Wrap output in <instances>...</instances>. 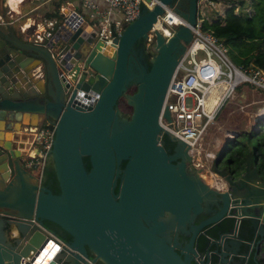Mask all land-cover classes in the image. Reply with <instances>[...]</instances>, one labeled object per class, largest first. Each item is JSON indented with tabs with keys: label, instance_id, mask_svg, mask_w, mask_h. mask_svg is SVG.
<instances>
[{
	"label": "water",
	"instance_id": "1",
	"mask_svg": "<svg viewBox=\"0 0 264 264\" xmlns=\"http://www.w3.org/2000/svg\"><path fill=\"white\" fill-rule=\"evenodd\" d=\"M158 1L137 4L117 38L110 25V45L90 23L74 27L73 20L43 45L15 32L0 0V264H259L264 172L257 158L248 151L242 166L230 156L219 166L220 148L206 172L218 178L213 187L183 159L174 162L158 138L184 42L200 41L190 31L197 0ZM163 4H175L186 24L165 18L173 33L157 26L146 59L147 31ZM129 83L136 84L132 109L121 118L117 99ZM42 124L54 125L46 154L54 174L45 171L44 183L22 164L23 155L44 149L25 131Z\"/></svg>",
	"mask_w": 264,
	"mask_h": 264
},
{
	"label": "built area",
	"instance_id": "2",
	"mask_svg": "<svg viewBox=\"0 0 264 264\" xmlns=\"http://www.w3.org/2000/svg\"><path fill=\"white\" fill-rule=\"evenodd\" d=\"M16 1H10L12 3L10 4L8 0H3L6 13L10 12ZM103 1L107 5L106 8H99L95 0H80V6L84 12L71 4L69 7H59L58 17L51 18L39 14L22 28L24 39L45 45L43 37L50 35L52 39L56 30H62V27L66 29L68 20H73L74 27L90 23L95 31V37L103 44L110 45L113 34L117 38L124 24L133 20L138 14L137 4L151 7L146 0ZM148 1L153 4L159 2L158 0ZM200 1L197 0L194 23L190 27L191 34H195V40L200 41L192 46L184 43L182 57L176 63L162 101L161 112L165 106L169 113V120L161 114L158 138L160 139L163 133H167L181 140L191 156V163L202 175V173L206 174L210 160L214 156L211 148H202L199 142L206 127L213 122L223 104L233 97L236 87L241 82H247L251 89L259 90L264 94V69L251 61L242 65L231 61L226 54L227 48L224 43L210 29L202 27V20L205 18L201 16ZM207 2L211 1L207 0ZM161 6L162 14L156 16L147 31L145 46L148 50L152 49L154 39L152 32L157 30V26L169 36L173 33L174 29L165 18H172L179 24H186L185 19L173 9V4ZM110 12H118L120 15L109 16ZM31 25L34 26L31 28ZM110 25L114 31L113 34ZM61 54L62 52H58L56 56ZM260 102L254 117L264 122V96L261 97ZM53 129L54 125L45 124L29 126L25 129L30 135L26 140L44 145V149L38 148L37 151L35 147L33 159H25L24 155L22 159L23 166L39 178L47 161L46 154L50 148ZM235 133L231 129L227 130L226 138L229 139ZM218 186L222 187L221 181ZM40 226L53 238L54 242L56 240L59 244H64L58 236L44 226Z\"/></svg>",
	"mask_w": 264,
	"mask_h": 264
},
{
	"label": "rangeland",
	"instance_id": "3",
	"mask_svg": "<svg viewBox=\"0 0 264 264\" xmlns=\"http://www.w3.org/2000/svg\"><path fill=\"white\" fill-rule=\"evenodd\" d=\"M210 1L211 2H207V0L200 1V5L202 6L200 9V12L202 13L201 16L204 17L206 21L215 18L216 16H222L225 7L232 4L230 2L225 3L218 0ZM255 2V0H244L243 5L239 6L237 10L235 8V10H240L244 13H253ZM232 53L236 55L239 60L246 57L240 55L237 50H233ZM226 54L232 59L230 52L226 51ZM135 89V83L127 84L122 94L117 99L116 106L120 112L121 118L129 117L132 109L129 96L135 91ZM263 96L264 94L261 91L251 89L247 82H241L236 87L233 97L223 104L213 122L206 127L199 142L202 148H211L214 152L222 148V150L225 151L222 160L218 163L219 166L226 165L230 153L234 152L239 145H242L244 149L246 148V152L251 151L252 157H254L252 150L257 143V138L260 137V130L264 128V122L259 118L255 119L254 115L261 104L260 99ZM228 129L236 132L229 139L226 138V131ZM216 138L218 140H216ZM212 143H214V146H211ZM182 148L185 149L186 154H188L189 157V159L185 158L188 171L191 173L197 172V167L191 163V156L187 152L185 146H182ZM201 176L207 184H212V176L208 174H202ZM172 233L173 231L170 235H172Z\"/></svg>",
	"mask_w": 264,
	"mask_h": 264
},
{
	"label": "trees",
	"instance_id": "4",
	"mask_svg": "<svg viewBox=\"0 0 264 264\" xmlns=\"http://www.w3.org/2000/svg\"><path fill=\"white\" fill-rule=\"evenodd\" d=\"M222 2L232 3L230 6L225 7L222 16H216L206 21L202 20V27L210 29L215 36H217L226 46L227 51L231 54V61L235 64L242 65L251 61L254 65L264 69V0H255L253 13H244L240 10L236 11L239 6H242L244 0H218ZM236 8V10H235ZM147 49V48H146ZM233 50H237L240 55L246 56L244 59L234 55ZM146 59L149 56V51L145 52ZM260 137L257 138V143L253 148L254 157L257 158L260 169L264 171V128L260 130ZM163 146L174 144L173 140H170L167 134L163 133L160 136ZM246 148L239 145L230 156V161L234 166H242L244 162V155ZM123 161L120 163L122 166ZM45 171L54 174L51 162L46 161L43 170V183ZM114 190L116 188L114 187ZM206 214L201 213L197 215V220L203 218ZM231 224L225 222L221 224V228H228ZM214 231V230H213ZM213 231L210 230V233ZM56 236L57 233L53 232ZM59 237V236H58ZM60 238V237H59ZM203 245V238H199L198 247ZM248 263L251 260L248 259ZM97 264H104L100 261ZM260 264V263H259Z\"/></svg>",
	"mask_w": 264,
	"mask_h": 264
},
{
	"label": "crops",
	"instance_id": "5",
	"mask_svg": "<svg viewBox=\"0 0 264 264\" xmlns=\"http://www.w3.org/2000/svg\"><path fill=\"white\" fill-rule=\"evenodd\" d=\"M8 1L10 2V0ZM95 2L98 4L99 8L107 7L106 3L103 0H95ZM10 4L12 3L10 2ZM71 4L77 9L84 12V10L80 6V0H17L16 3L12 5L9 13L5 12V7L3 6V15L6 17V20L8 22L12 23V27L15 32L22 38H24L22 28L26 26V23L36 18L39 14L51 18L58 17L60 13L59 7L65 8L67 6L69 7ZM114 15L120 14L118 12H110L109 16ZM32 26L34 25H31V28ZM22 119L26 121V116H23ZM0 123L2 124V121H0ZM15 124H17V122ZM25 127L23 126L22 129H24ZM21 132L22 131H19V133ZM216 140L218 139L216 138ZM211 146H214V143H212ZM208 175L212 176L213 179L211 185L214 187V181L218 178L210 173ZM220 190H222V188H220ZM259 263L264 264V255H260Z\"/></svg>",
	"mask_w": 264,
	"mask_h": 264
},
{
	"label": "flooded vegetation",
	"instance_id": "6",
	"mask_svg": "<svg viewBox=\"0 0 264 264\" xmlns=\"http://www.w3.org/2000/svg\"><path fill=\"white\" fill-rule=\"evenodd\" d=\"M173 6H175V4H173ZM145 52H147L146 46H145ZM164 148L166 149V151H167L169 154H171L172 156H174L173 159H172L174 162H178L180 159H183V160L185 161V165H186L187 161H186V159L184 158V154H183L184 151H183V149L181 148V146H179V145H177L176 143H174V144H172L171 146H170V145H166ZM230 154H231V153H230ZM186 166H187V165H186ZM262 172H264V171L262 170ZM194 221H198V220H197V216L194 218ZM180 233H181L180 231L177 232L176 239H177L178 241L184 242V237H183L182 234H180ZM244 234L249 235L248 233L245 232V230H244ZM173 236H174V234L172 233V237H173ZM170 239H171V238H170ZM198 241H199V239H198ZM198 241H197V245H198Z\"/></svg>",
	"mask_w": 264,
	"mask_h": 264
},
{
	"label": "bare ground",
	"instance_id": "7",
	"mask_svg": "<svg viewBox=\"0 0 264 264\" xmlns=\"http://www.w3.org/2000/svg\"><path fill=\"white\" fill-rule=\"evenodd\" d=\"M11 1V0H10ZM202 174H204V173H202ZM204 180V179H203ZM218 184V183H217Z\"/></svg>",
	"mask_w": 264,
	"mask_h": 264
}]
</instances>
